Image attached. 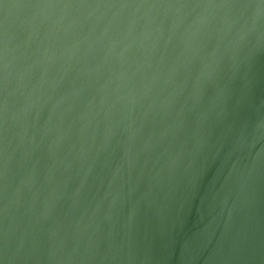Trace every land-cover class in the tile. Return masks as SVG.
I'll return each mask as SVG.
<instances>
[{"label": "water", "instance_id": "obj_1", "mask_svg": "<svg viewBox=\"0 0 264 264\" xmlns=\"http://www.w3.org/2000/svg\"><path fill=\"white\" fill-rule=\"evenodd\" d=\"M0 264H264V0H0Z\"/></svg>", "mask_w": 264, "mask_h": 264}]
</instances>
